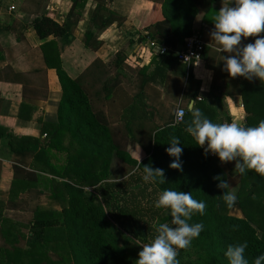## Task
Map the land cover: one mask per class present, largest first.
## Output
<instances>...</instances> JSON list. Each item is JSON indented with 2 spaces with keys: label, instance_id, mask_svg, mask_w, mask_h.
I'll return each instance as SVG.
<instances>
[{
  "label": "trees",
  "instance_id": "trees-1",
  "mask_svg": "<svg viewBox=\"0 0 264 264\" xmlns=\"http://www.w3.org/2000/svg\"><path fill=\"white\" fill-rule=\"evenodd\" d=\"M87 1L71 0L67 16L59 23L46 10V0H23L16 21L8 27H33L40 38L55 39L43 43L40 50L44 63L56 70L61 85L56 114L51 122H42L37 133L26 134L29 141L24 146L15 147L17 138L13 134L10 144L21 157L31 156L34 169L51 175L44 178L49 181L53 203H59L60 209L37 204L26 212L23 221L14 220L10 210L26 203L24 197L16 195V175L8 198L0 200V264H136L140 245L155 237V226L170 223V211L154 207L159 193L165 189L191 192L194 199L207 205L204 215L197 213L189 221L202 223L204 228L189 248L179 250V264H228L224 255L227 247L244 242L245 258L253 264L256 257L264 254V177L253 170L238 174L235 166L227 174L184 131L185 123H175L174 119L158 125L152 123L149 117L139 114L136 99L123 109L119 121L142 149L141 165L127 150L117 148L104 113L94 109L82 80L90 87L101 84V97L107 99L118 91L119 79L97 57L82 70L72 67L62 58L57 42V38L65 40L72 35ZM199 1L163 0V19L144 25L149 40L168 47L164 55L176 58L184 38L194 33L200 35L209 10L200 11ZM115 15L97 0L82 40L86 46L94 39V30L107 26ZM165 23L175 42H169L160 33ZM119 57L118 53L116 61ZM250 82L245 79L226 84L223 92L242 96L246 112L243 124L256 126L264 120V83L258 78ZM190 119L191 113L186 111L183 121ZM224 122L230 123L229 116L217 121ZM172 124L175 126L170 127ZM3 127L0 125V136ZM43 134L45 137L41 138ZM172 136L181 142L178 146L183 149L179 157L182 170L169 167L175 159L166 153ZM64 137L66 143L61 141ZM114 154L135 169L122 179L108 180ZM42 162L45 167L37 164ZM144 165L163 169L165 183L144 182ZM28 175L34 176L33 171ZM216 176L235 188L237 199L233 207H227L222 200L223 190L217 187L219 181L213 179ZM24 179L26 185L35 182L33 178ZM236 208L241 215L232 213ZM18 223L26 226V231L17 228Z\"/></svg>",
  "mask_w": 264,
  "mask_h": 264
},
{
  "label": "crops",
  "instance_id": "crops-1",
  "mask_svg": "<svg viewBox=\"0 0 264 264\" xmlns=\"http://www.w3.org/2000/svg\"><path fill=\"white\" fill-rule=\"evenodd\" d=\"M22 2L23 0H0V125L4 126L1 129L3 135L0 136V200L8 198L17 175L19 185L16 186V195L24 197L26 203L16 210H10L16 221H23V216L27 217L26 212L37 204L60 209L59 203H53L49 181L44 178L51 175L34 169L31 166V156L21 157L10 144V134L17 138L15 147L24 146L29 141L26 134L37 133L42 122H51L61 95L56 70L44 63L40 50L43 43L54 37L40 38L33 27L8 29L16 21ZM162 2L163 0H101L104 7L117 15L113 16L107 26L94 30L95 37L86 46L82 40L89 25L90 13L97 3V0H88L72 35L65 40L57 38L58 46L60 48L61 45L62 48V58L67 64L82 70L97 57L119 79L118 91L107 99L101 97V84L90 87L83 80L82 84L94 109L104 113L116 147L127 150L133 158H138V154L139 158L142 157L143 151L137 142L130 139L119 121L123 109L132 100H138L139 114L149 117L150 122L157 125L173 120L178 107L188 111V105L193 100L195 107L213 123H217L222 116H229L230 122L238 119V122L244 123L246 117L242 96L223 92L224 85L237 83L245 78H230L223 70L221 55L232 54H219L209 44V33L214 28L212 19L222 6V0H215L213 3L200 0L198 3L200 11L209 10L208 20L203 22L200 33L205 46L201 58L190 65L181 63L171 55L159 53L148 45L144 25L163 19L160 13ZM11 5L14 6L13 10L9 9ZM229 6H235L234 0ZM70 7L71 0H46V10L59 23H63ZM160 28L163 38L175 42V36L166 23ZM259 35L264 36V33ZM256 38L259 37H242L240 47L253 43ZM118 53L120 57L116 61ZM255 80L253 78L250 81ZM44 137L43 134L41 138ZM61 141L66 143L67 138H61ZM210 155L227 174L233 172L235 161L221 163L216 155ZM37 164L40 167L45 163ZM16 168L19 169L17 173ZM134 169V166L114 154L107 179H122ZM27 171H33L34 176L30 177ZM27 177L33 178L35 182L26 185L24 178ZM16 227L26 226L18 223Z\"/></svg>",
  "mask_w": 264,
  "mask_h": 264
},
{
  "label": "clouds",
  "instance_id": "clouds-1",
  "mask_svg": "<svg viewBox=\"0 0 264 264\" xmlns=\"http://www.w3.org/2000/svg\"><path fill=\"white\" fill-rule=\"evenodd\" d=\"M231 2L222 0V6L216 11L209 44L219 54H232L221 55L223 70L230 78H258L264 83V36L259 35L264 33V0H234L235 6H229ZM242 37L259 38L240 47ZM187 110L191 113L190 121L178 118L177 122L185 123L184 131L195 140L197 146L203 147L206 155H216L221 163L235 161L234 170L238 174L253 170L264 177V120L256 126H245L238 119L230 123H213L195 107L194 100ZM169 126L174 127L175 124ZM180 143L178 137L172 136L166 149V153L175 158L169 167L177 170H182L179 157L183 149L178 146ZM138 161L141 165L139 154ZM142 179L146 183L163 184L164 170L144 165ZM213 179L219 181L217 187L223 190L224 203L229 208L233 207L237 199L235 188L221 176ZM154 207L169 210L170 223L155 226L156 235L150 243L140 245L142 250L138 253L136 264H179V250L189 248L192 240L198 238L204 228L202 223L189 221L197 213L204 215L207 205L194 199L191 192L165 189L159 193ZM246 248L247 242L229 245L224 253L228 264H249L244 255ZM262 262L264 254L256 257L253 264Z\"/></svg>",
  "mask_w": 264,
  "mask_h": 264
},
{
  "label": "built area",
  "instance_id": "built-area-1",
  "mask_svg": "<svg viewBox=\"0 0 264 264\" xmlns=\"http://www.w3.org/2000/svg\"><path fill=\"white\" fill-rule=\"evenodd\" d=\"M9 9L13 10L14 6L11 5ZM148 45L150 48L157 49V51L162 54L168 50L167 46L160 45L153 40H148ZM204 46H205V42L202 39V37L197 33H194L184 38L182 48L176 51V58L181 63L185 65H190L192 62L199 60L201 58ZM185 57H188L189 59L186 58L185 60ZM184 114H185L184 109L178 107L176 109V113L174 116V122L179 123L177 122L178 118L183 119Z\"/></svg>",
  "mask_w": 264,
  "mask_h": 264
},
{
  "label": "rangeland",
  "instance_id": "rangeland-1",
  "mask_svg": "<svg viewBox=\"0 0 264 264\" xmlns=\"http://www.w3.org/2000/svg\"><path fill=\"white\" fill-rule=\"evenodd\" d=\"M232 213H234V214H236V215H241V211H240L238 208L233 209ZM22 230H23V231H26V229H24V228H22ZM20 244H22V242H21ZM22 245H23V244H22Z\"/></svg>",
  "mask_w": 264,
  "mask_h": 264
}]
</instances>
